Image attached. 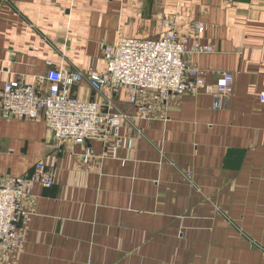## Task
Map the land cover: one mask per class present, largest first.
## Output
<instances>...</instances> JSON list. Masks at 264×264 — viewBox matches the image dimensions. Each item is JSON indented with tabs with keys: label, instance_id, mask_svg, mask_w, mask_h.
I'll use <instances>...</instances> for the list:
<instances>
[{
	"label": "crops",
	"instance_id": "1",
	"mask_svg": "<svg viewBox=\"0 0 264 264\" xmlns=\"http://www.w3.org/2000/svg\"><path fill=\"white\" fill-rule=\"evenodd\" d=\"M172 16L183 32L204 28L189 46L212 51L187 61L206 84L233 74L227 106L172 96L140 119L123 89L83 81L74 97L124 114L131 147L115 153L99 141L54 147L42 119L0 112V178L39 162L55 174L33 187L20 244L0 248V264H264V0H0V87L100 71L119 38H157Z\"/></svg>",
	"mask_w": 264,
	"mask_h": 264
},
{
	"label": "built area",
	"instance_id": "2",
	"mask_svg": "<svg viewBox=\"0 0 264 264\" xmlns=\"http://www.w3.org/2000/svg\"><path fill=\"white\" fill-rule=\"evenodd\" d=\"M180 18H164V33L157 38L121 37L103 54V68L89 72L65 68L49 70L44 78L49 83L42 89L38 82L32 84L11 81L0 87V112L6 119H42L52 134L54 147L66 142L86 146L99 141L113 153L120 147H131V140L119 136L124 114L107 112L95 102L84 101L71 94V88L86 81L96 92L117 93L123 89L128 103L140 119H149L156 105L170 97L212 95L214 107L222 109L233 96L232 73H222L214 85L206 84L192 69L187 58L193 53L212 51L211 45L189 46V34L203 32L198 23H191L188 32L179 26ZM264 103V92L259 95ZM111 142V143H110ZM110 143V144H109ZM87 148L81 156L83 163L90 161ZM52 168L37 163L30 174L20 177L0 178V248L14 251L21 241L19 224L27 214L25 201L32 198L36 184L49 188L54 184Z\"/></svg>",
	"mask_w": 264,
	"mask_h": 264
},
{
	"label": "rangeland",
	"instance_id": "3",
	"mask_svg": "<svg viewBox=\"0 0 264 264\" xmlns=\"http://www.w3.org/2000/svg\"><path fill=\"white\" fill-rule=\"evenodd\" d=\"M55 175V174H54Z\"/></svg>",
	"mask_w": 264,
	"mask_h": 264
}]
</instances>
